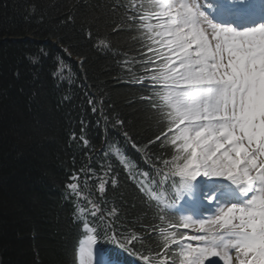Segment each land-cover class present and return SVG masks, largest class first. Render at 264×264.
I'll list each match as a JSON object with an SVG mask.
<instances>
[{
    "label": "trees",
    "instance_id": "1",
    "mask_svg": "<svg viewBox=\"0 0 264 264\" xmlns=\"http://www.w3.org/2000/svg\"><path fill=\"white\" fill-rule=\"evenodd\" d=\"M129 3L0 0L1 264H76L80 229L74 205H89L74 194L67 198L68 176L75 171L91 189L106 181L100 197L84 187L79 191L94 203L99 198L98 215L114 226L108 236L115 231L139 237L128 250L129 262L164 256L158 231L172 222L148 203L120 162L137 157L127 152L129 143L154 157L155 146L170 139L156 138L172 126L161 114L156 90L137 85L152 58L146 54L147 32L127 18ZM26 37L55 41L81 66L49 44L8 40ZM57 68L63 80L53 76ZM102 141L104 150L94 153ZM97 238L118 252L103 230Z\"/></svg>",
    "mask_w": 264,
    "mask_h": 264
},
{
    "label": "snow or ice",
    "instance_id": "2",
    "mask_svg": "<svg viewBox=\"0 0 264 264\" xmlns=\"http://www.w3.org/2000/svg\"><path fill=\"white\" fill-rule=\"evenodd\" d=\"M151 2L158 10L145 13L141 20L164 18L149 26V31L159 29L160 43L171 54L167 59L174 60L171 66L163 64L159 75L150 77L153 82L163 81L168 90L163 101L170 110L162 107L161 114L175 125L171 143L183 153L174 157L182 159V165L169 169L179 178L174 200L187 197L196 213H204L202 218L180 216L179 226L194 229V234L161 230L165 255L171 243L179 247L180 264H233V250L235 264H264V22L247 26L252 18L250 0L208 4L216 13L213 18L197 0ZM62 71L57 68L53 76L63 80ZM198 177L227 184L205 183ZM70 180L79 181V174L73 173ZM160 183L157 181V187ZM66 187L68 199L74 194L77 200L87 199L89 205H74V220L80 229L74 247L76 264H121L118 257L122 252L105 248L97 233L103 230L106 242L120 249L134 248L139 237L115 231L108 236L114 226L98 215L100 205L83 196L78 182ZM98 190L101 194L106 191L102 178ZM148 195L167 210L175 207L164 203L163 192L153 189ZM139 258L151 264L147 255Z\"/></svg>",
    "mask_w": 264,
    "mask_h": 264
},
{
    "label": "rangeland",
    "instance_id": "3",
    "mask_svg": "<svg viewBox=\"0 0 264 264\" xmlns=\"http://www.w3.org/2000/svg\"><path fill=\"white\" fill-rule=\"evenodd\" d=\"M158 19V18H157ZM161 19V18H160ZM161 22H163V20H161L160 21V23ZM210 31V30H209ZM209 38L211 39V34L209 33ZM161 39V37H159V40ZM162 47H165L164 45H162ZM167 50V49H166ZM164 54H163V57H162V59H167V57L168 56H170L171 54L170 53H168L167 51H165L164 50ZM166 62V64H169V66H171V64L174 62V60L173 61H169L168 59L165 61ZM163 69L161 68V69H157V73H156V75H159L160 74V72L162 71ZM162 83H161V85L164 87V83H163V81H161ZM167 94V90H165L164 92H163V97L165 96ZM140 184L142 185V187H143V189H144V191H146V193L148 194L149 193V191H151L150 189H149V187H147V186H145V185H143V183L140 181ZM179 207V206H178Z\"/></svg>",
    "mask_w": 264,
    "mask_h": 264
},
{
    "label": "bare ground",
    "instance_id": "4",
    "mask_svg": "<svg viewBox=\"0 0 264 264\" xmlns=\"http://www.w3.org/2000/svg\"><path fill=\"white\" fill-rule=\"evenodd\" d=\"M210 30V29H209ZM210 34H211V32H210ZM210 39V38H209ZM211 40V39H210ZM234 251V250H233ZM212 259H218V258H212ZM221 264H222V262H221Z\"/></svg>",
    "mask_w": 264,
    "mask_h": 264
}]
</instances>
